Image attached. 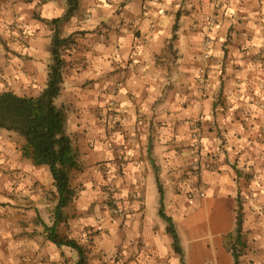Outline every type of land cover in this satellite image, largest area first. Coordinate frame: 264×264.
Returning a JSON list of instances; mask_svg holds the SVG:
<instances>
[{
  "label": "crops",
  "instance_id": "crops-1",
  "mask_svg": "<svg viewBox=\"0 0 264 264\" xmlns=\"http://www.w3.org/2000/svg\"><path fill=\"white\" fill-rule=\"evenodd\" d=\"M77 1L59 28L73 40L58 104L78 162L60 235L89 264H181L159 179L184 264H235L240 206V264H264V0ZM67 8L0 0V94L46 87ZM25 144L0 129V264H76L44 232L55 188Z\"/></svg>",
  "mask_w": 264,
  "mask_h": 264
},
{
  "label": "trees",
  "instance_id": "trees-1",
  "mask_svg": "<svg viewBox=\"0 0 264 264\" xmlns=\"http://www.w3.org/2000/svg\"><path fill=\"white\" fill-rule=\"evenodd\" d=\"M67 11L62 18L52 21L54 37L51 45L52 63L49 66L48 82L37 97L19 96L11 91L0 94V129L16 133L25 139L24 154L32 159L36 166L49 168L56 194L54 208L55 222L52 226L43 221L44 232L49 241L58 247L73 250L78 257L76 264H89V250L74 239L62 237L59 223L67 218V209L76 198V191L71 184V173L78 169L73 142L66 133L67 115L64 107L58 104L64 85L66 67L65 55L73 44L71 37L60 36V25L68 21L78 6L77 0H66ZM160 194V215L168 224V232L174 240V249L183 261L180 245L173 219L165 213V193L158 179ZM243 220L241 206L238 213L236 235L231 237L230 249L234 254L235 264H240L243 239Z\"/></svg>",
  "mask_w": 264,
  "mask_h": 264
},
{
  "label": "built area",
  "instance_id": "built-area-1",
  "mask_svg": "<svg viewBox=\"0 0 264 264\" xmlns=\"http://www.w3.org/2000/svg\"><path fill=\"white\" fill-rule=\"evenodd\" d=\"M209 57H210V55L207 54V55H206V58H209ZM201 84L204 85V81H202ZM196 167H197V166H196ZM198 170H199V169L196 168V173L198 172ZM115 205H116V208L114 209V213H115L116 215H121V216H122V214H123V209L120 207L119 203L115 202Z\"/></svg>",
  "mask_w": 264,
  "mask_h": 264
},
{
  "label": "rangeland",
  "instance_id": "rangeland-1",
  "mask_svg": "<svg viewBox=\"0 0 264 264\" xmlns=\"http://www.w3.org/2000/svg\"><path fill=\"white\" fill-rule=\"evenodd\" d=\"M16 134V133H15ZM114 211V210H113ZM114 215H116L115 213H114ZM107 261L109 260V259H106ZM110 262V261H109ZM106 264H108V263H106Z\"/></svg>",
  "mask_w": 264,
  "mask_h": 264
}]
</instances>
